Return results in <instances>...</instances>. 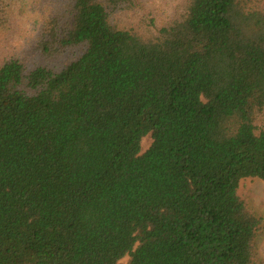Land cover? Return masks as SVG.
Here are the masks:
<instances>
[{"label": "trees", "instance_id": "1", "mask_svg": "<svg viewBox=\"0 0 264 264\" xmlns=\"http://www.w3.org/2000/svg\"><path fill=\"white\" fill-rule=\"evenodd\" d=\"M175 2L67 0L0 60V264H264V0Z\"/></svg>", "mask_w": 264, "mask_h": 264}, {"label": "rangeland", "instance_id": "2", "mask_svg": "<svg viewBox=\"0 0 264 264\" xmlns=\"http://www.w3.org/2000/svg\"><path fill=\"white\" fill-rule=\"evenodd\" d=\"M66 1L0 0V60L12 51H15L12 54L32 60L33 47L43 26L52 14L65 5ZM155 1L168 3L171 0ZM174 1H177L175 3L178 5L181 0ZM124 20L125 25L131 26L137 22V17L129 14L124 16ZM150 144V137H145L141 142L142 151L145 152ZM238 195L246 202L252 213L261 220L255 246L257 257L264 262V182L258 179H243L239 183ZM125 261L126 258L123 263Z\"/></svg>", "mask_w": 264, "mask_h": 264}]
</instances>
